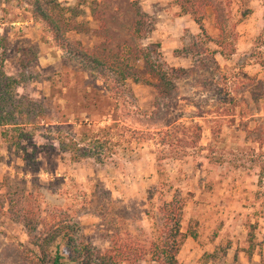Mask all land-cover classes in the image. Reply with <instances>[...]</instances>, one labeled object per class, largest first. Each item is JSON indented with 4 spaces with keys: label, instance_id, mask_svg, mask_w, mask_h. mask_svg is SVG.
I'll use <instances>...</instances> for the list:
<instances>
[{
    "label": "rangeland",
    "instance_id": "374dc122",
    "mask_svg": "<svg viewBox=\"0 0 264 264\" xmlns=\"http://www.w3.org/2000/svg\"><path fill=\"white\" fill-rule=\"evenodd\" d=\"M225 1L224 50H236L230 57L203 37L174 0H88L83 6L59 0L68 9L59 20L66 41L129 76L114 85L127 97L117 103L102 82L90 84L80 62L57 46L31 7L0 0L5 71L21 80L20 95L45 98L48 116L58 122L36 131L34 166L8 150L0 128V264H15L12 254L31 247L21 220L35 221L37 235L46 225L68 226L79 243L126 254L124 264H154L141 252L168 241L172 224L164 207L177 195L184 200L182 232L196 236L182 245L181 264H264V182L257 164V142L264 140V0ZM137 8L154 21L149 38L134 37ZM205 28L216 40L213 17ZM151 44H160L170 67L188 74L178 82L180 98L157 123L158 92L144 79L141 57ZM113 75L116 79L119 72ZM94 105L101 113L97 120L102 114L124 120L132 131L154 133L177 120L199 122L200 146L183 160H159V147L146 143L137 148L140 159L130 162L112 145L113 159L105 164L73 163L57 138H72L76 119L87 118L86 106ZM151 118L155 125L149 126Z\"/></svg>",
    "mask_w": 264,
    "mask_h": 264
},
{
    "label": "trees",
    "instance_id": "16d2710c",
    "mask_svg": "<svg viewBox=\"0 0 264 264\" xmlns=\"http://www.w3.org/2000/svg\"><path fill=\"white\" fill-rule=\"evenodd\" d=\"M27 4L30 12L36 21H40L49 28L57 46L68 55L77 59L87 72L89 82L95 88L98 82H102L106 91L114 97L117 103L127 102L126 93L116 86L126 82L129 76L121 72L114 65H108L93 55L81 51L66 41L59 20L64 17L63 12L68 11L62 7L59 0H17ZM88 0H77L79 6H83ZM174 4L180 8L183 15H189L200 27L203 37L215 43L222 49V55L230 57L235 54V48L224 50L227 43V29L229 25V3L225 0H174ZM136 21L134 25V37L137 39L149 38L155 31L153 19L136 9ZM213 17L217 30L216 40H211L205 22ZM227 47V46H226ZM228 49V48H227ZM144 67L147 70V78L150 84L154 85L158 92L157 111L153 115H160L156 123L166 116L162 113L170 105L180 98L178 82L188 76L186 70L170 67L160 52V44H151L142 51ZM5 56L0 54V128L2 138L7 144L9 151L22 154L27 166L36 164L35 152L37 146L34 143L36 131L41 127H56L58 123L48 116L45 105V98L32 100L19 94L21 80L10 76L5 71ZM114 64V63H113ZM119 72L115 79L113 72ZM135 83L138 80H134ZM96 94V93H95ZM124 105V104H123ZM126 106V105H125ZM87 118L76 119L78 132L72 138L59 135L57 143L59 150L69 155L73 163H80L85 159L105 164L112 160L109 153L112 145L121 148L123 154L121 159L136 161L140 159L141 152L137 150L141 145L154 142L159 147V160L174 158L183 160L190 155V151L197 150L201 142L202 126L199 122H179L168 126H161L156 132L132 131L124 120L110 118L102 114L100 121L96 118L101 115L99 107L86 106ZM97 111V112H96ZM162 113V114H161ZM160 119V120H159ZM151 118L147 123L151 124ZM65 122H61L63 126ZM104 123L103 126H99ZM155 123V122H154ZM155 124H151L152 126ZM218 133L214 131V135ZM259 153L257 164L260 167L259 181L264 182V140L257 142ZM33 149L29 152V149ZM184 200L175 196L170 203H166L164 212L167 222L172 224L168 241L163 245H155L150 251L141 252L145 257L150 254L154 264H181L178 260L181 247L188 236L195 238V235L184 234L181 223L183 217ZM29 230L31 236V247L12 254L15 264H124L126 254L123 252L102 253L94 246L78 242L68 226L46 225L45 231L37 235L38 224L30 220H21ZM63 243V247L61 244ZM252 255L251 253L249 254ZM10 257V258H11ZM9 259V258H8Z\"/></svg>",
    "mask_w": 264,
    "mask_h": 264
}]
</instances>
